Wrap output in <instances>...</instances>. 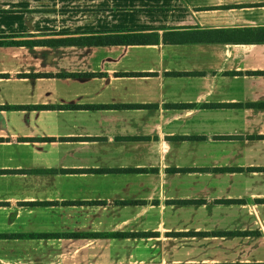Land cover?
<instances>
[{
    "label": "crops",
    "instance_id": "crops-1",
    "mask_svg": "<svg viewBox=\"0 0 264 264\" xmlns=\"http://www.w3.org/2000/svg\"><path fill=\"white\" fill-rule=\"evenodd\" d=\"M226 263L264 264V0H0V264Z\"/></svg>",
    "mask_w": 264,
    "mask_h": 264
},
{
    "label": "trees",
    "instance_id": "trees-1",
    "mask_svg": "<svg viewBox=\"0 0 264 264\" xmlns=\"http://www.w3.org/2000/svg\"><path fill=\"white\" fill-rule=\"evenodd\" d=\"M94 38L93 40H89V42L91 43H148L152 41L153 42L158 41V33L157 32L113 33V34L104 35L102 37H94ZM164 40H166L165 37H164ZM113 169H119V168H113ZM222 232L241 233V232H251V231L250 230H242V231L241 230H232V231L228 230V231H222Z\"/></svg>",
    "mask_w": 264,
    "mask_h": 264
}]
</instances>
